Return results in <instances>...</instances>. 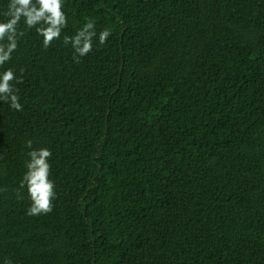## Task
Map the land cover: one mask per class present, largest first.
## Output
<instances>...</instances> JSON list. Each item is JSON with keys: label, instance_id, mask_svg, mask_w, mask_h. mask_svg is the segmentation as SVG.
<instances>
[{"label": "trees", "instance_id": "1", "mask_svg": "<svg viewBox=\"0 0 264 264\" xmlns=\"http://www.w3.org/2000/svg\"><path fill=\"white\" fill-rule=\"evenodd\" d=\"M63 10L59 40L25 30L0 68L24 70L23 110L0 101V264H264V0ZM88 20L76 63L63 37ZM40 148L57 196L29 216L15 190Z\"/></svg>", "mask_w": 264, "mask_h": 264}, {"label": "clouds", "instance_id": "2", "mask_svg": "<svg viewBox=\"0 0 264 264\" xmlns=\"http://www.w3.org/2000/svg\"><path fill=\"white\" fill-rule=\"evenodd\" d=\"M64 9V0H10L4 16L5 22H0V68L10 62L13 53L18 50L20 39L25 30L35 29L42 39L43 47L49 48L52 43L61 38L62 31L68 26V18ZM23 21V27L21 22ZM96 25L88 20L74 36H64L63 43L71 45L73 59L80 63L81 58L93 51V41L97 38ZM111 31L105 29L98 35V43L103 46L111 36ZM13 68L8 67L0 73V101L9 105L11 109L22 111L20 96L16 84L22 82ZM33 142L26 141V147L31 149ZM29 160L25 167L27 171L15 191L19 196L20 190H27L31 204L26 214L29 216L47 215L53 211V201L56 199V185L50 179L51 165L49 160L52 152L48 148L33 149L28 152ZM7 189H0L6 192ZM6 264H11L7 261Z\"/></svg>", "mask_w": 264, "mask_h": 264}]
</instances>
